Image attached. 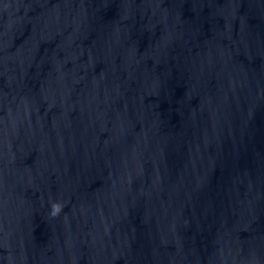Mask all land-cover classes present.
Here are the masks:
<instances>
[{"label":"water","instance_id":"95a60500","mask_svg":"<svg viewBox=\"0 0 264 264\" xmlns=\"http://www.w3.org/2000/svg\"><path fill=\"white\" fill-rule=\"evenodd\" d=\"M0 264H264V0H0Z\"/></svg>","mask_w":264,"mask_h":264}]
</instances>
